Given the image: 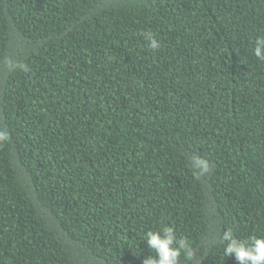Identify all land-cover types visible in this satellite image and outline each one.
Masks as SVG:
<instances>
[{
	"label": "trees",
	"instance_id": "trees-1",
	"mask_svg": "<svg viewBox=\"0 0 264 264\" xmlns=\"http://www.w3.org/2000/svg\"><path fill=\"white\" fill-rule=\"evenodd\" d=\"M259 36L264 0H0V264H142L162 223L237 264L223 231L264 233Z\"/></svg>",
	"mask_w": 264,
	"mask_h": 264
},
{
	"label": "clouds",
	"instance_id": "clouds-1",
	"mask_svg": "<svg viewBox=\"0 0 264 264\" xmlns=\"http://www.w3.org/2000/svg\"><path fill=\"white\" fill-rule=\"evenodd\" d=\"M143 35L151 50L155 51L160 47L159 41L151 32ZM253 55L264 61V36L256 38ZM7 139V133H0V143ZM192 165L199 169L197 175L208 170L207 163L199 158H193ZM142 239L155 253V256L148 255L143 259L142 264H180L182 256L189 264H195L196 251L192 242L185 236L178 237L173 226L162 223L156 230L149 229L142 233ZM221 239L225 242L224 256L234 257L237 264H264V233L240 238L233 228L228 227L223 231Z\"/></svg>",
	"mask_w": 264,
	"mask_h": 264
}]
</instances>
